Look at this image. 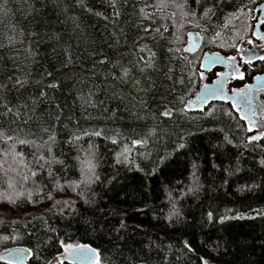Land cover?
<instances>
[{"label": "trees", "instance_id": "16d2710c", "mask_svg": "<svg viewBox=\"0 0 264 264\" xmlns=\"http://www.w3.org/2000/svg\"><path fill=\"white\" fill-rule=\"evenodd\" d=\"M241 4L0 0V253L72 264L64 242L100 264H264V135L228 101L189 107L202 44H177L179 17L222 37Z\"/></svg>", "mask_w": 264, "mask_h": 264}, {"label": "water", "instance_id": "95a60500", "mask_svg": "<svg viewBox=\"0 0 264 264\" xmlns=\"http://www.w3.org/2000/svg\"><path fill=\"white\" fill-rule=\"evenodd\" d=\"M258 9L260 10V21L264 19V2H262ZM259 29V27L257 26ZM260 32H258L259 34ZM192 48L195 47L194 36H191ZM231 59L217 51L207 50L202 60V69L205 72H211L215 68H222L224 72L219 75L216 80L212 82H204L196 93L195 97L189 103L190 108H200L211 101L225 100L230 103H236L240 109L242 116L250 125H254L257 120L255 118V109L253 103L254 92L264 91V73L259 74L254 78L253 82L245 90L241 97L239 94L229 92L227 90V83L229 79V66ZM89 248H94L88 245ZM98 252V251H97ZM0 259L12 264H31V252L24 247H12L0 253ZM60 261H66L72 264H95V254L89 253L85 250L83 257L76 255H62L59 257ZM50 264H56L52 262ZM213 264H228L215 262Z\"/></svg>", "mask_w": 264, "mask_h": 264}, {"label": "rangeland", "instance_id": "374dc122", "mask_svg": "<svg viewBox=\"0 0 264 264\" xmlns=\"http://www.w3.org/2000/svg\"><path fill=\"white\" fill-rule=\"evenodd\" d=\"M241 1V8L235 12L230 18H228L225 23L227 24V30L224 33V36L221 37V35H213L207 36L204 30V23H199L193 20L184 22L183 17L177 20L176 22V31H178V39H177V44L179 45L180 49L186 50L188 52H191L190 49H192V46L190 45V34H195L194 36V44L195 47L198 45V42H201L202 46L200 47V55L202 58L204 57L203 54L207 50H212V51H218L220 53H223L227 55V57H235L239 55V47L243 46L246 44L247 38L252 34L254 27H255V11H257V4L255 8H253V4L248 5V2H256V0H238ZM261 2V1H260ZM263 2V1H262ZM174 5H170L168 3L163 4L162 7L159 10L164 11V9H169L168 11L171 10L173 13V8ZM248 7V8H247ZM179 6H176L174 8V12L177 13L176 11L179 10ZM175 15L174 14V20H175ZM173 17V16H172ZM172 18H170L171 20ZM179 21H182L183 23L179 24ZM179 24V26H178ZM183 26V28H182ZM206 35V36H205ZM241 40H243V43H240ZM205 41H207V44H204ZM212 42L214 46L209 47L208 43ZM191 44H193L192 39H191ZM241 44V45H240ZM260 44L262 45V50L258 49L255 50L254 48L247 50L248 52L245 53L243 51L241 53L243 59H246L248 55L253 53L252 57H256V55L259 56H264V38L260 41ZM207 73V72H206ZM204 80V78H203ZM201 81V85H202ZM199 86V88L201 87ZM198 88V89H199ZM198 91V90H197ZM191 99V98H190ZM188 99V101L190 100ZM261 100L263 103L259 104V114L256 115V120L257 122L254 125H250L248 129L250 130V137L254 136H261V133H264V95L261 97ZM231 110H233L230 107ZM67 254V253H65ZM64 254V255H65Z\"/></svg>", "mask_w": 264, "mask_h": 264}, {"label": "flooded vegetation", "instance_id": "af4514ba", "mask_svg": "<svg viewBox=\"0 0 264 264\" xmlns=\"http://www.w3.org/2000/svg\"><path fill=\"white\" fill-rule=\"evenodd\" d=\"M254 15H255L254 17L255 27H254L252 34L247 38L246 44L239 47V50H238L239 55L235 56L234 60L231 59V64L229 66V79L227 83V90L229 92H233L232 91L233 89H245L246 90L245 86H250V84L253 82L255 77H257L261 73H264V69L262 70L253 69L256 71L255 74L253 71L251 72L252 70L251 68L252 67L254 68L255 64L260 65L261 63L264 62V56L256 55V57H252L253 53H251L250 55L246 57V59H243L241 55L243 51H245L246 53L248 52L247 50L252 49V48H254L255 50H258V49L262 50L263 48L262 45L260 44V41L262 40V38H264V19L260 21L257 11H255ZM257 26L259 27V29L257 28ZM258 32L260 33L258 34ZM213 71H215L216 73L215 78L210 81L207 75ZM211 72L206 73L203 71V74H206V76H204L203 83L212 82L216 80L217 77L224 72V69L215 68ZM241 73L243 74L242 79L240 78ZM250 76L252 77L251 81L248 80ZM263 95H264V91L254 92L253 94L255 118H256V115L259 114V104L263 103V101L261 100V97H263Z\"/></svg>", "mask_w": 264, "mask_h": 264}, {"label": "snow or ice", "instance_id": "6c2138e0", "mask_svg": "<svg viewBox=\"0 0 264 264\" xmlns=\"http://www.w3.org/2000/svg\"><path fill=\"white\" fill-rule=\"evenodd\" d=\"M195 2L197 4H199L200 0H195ZM211 10L210 9H207L206 10V13L207 12H210ZM192 15H195V13L193 12ZM191 35V34H190ZM229 59H235V57H230ZM222 75V74H221ZM201 76L203 77V73H201ZM240 78L242 79L243 78V74L241 73L240 74ZM16 84H20L21 86H23L22 82L17 79L16 80ZM246 88L248 86H245ZM234 93H237L239 94L241 97L244 95L245 93V89H233L232 90ZM189 103H191V101H189ZM232 107L233 108H236L237 111H239L240 109L237 107V104L234 102L232 104ZM162 115L164 116H171L172 115V111L169 110V109H165V111L162 113ZM95 135H100V133H95ZM260 135H264V133H261ZM6 140H11L12 137L11 136H5L4 137ZM260 136H254V137H250L249 139L250 140H253V139H259ZM51 139V138H50ZM143 141H135L134 143H142ZM230 142V141H229ZM20 143H25L24 141H20ZM181 147H183V145H181ZM49 151H51V149H49ZM43 158V157H41ZM90 163V162H89ZM262 164H264V161H261ZM91 170V169H90ZM26 178V177H25ZM198 185H197V188H190L189 189V192H195L197 189H198ZM83 193H81V196L83 198ZM94 195V194H93ZM94 201L90 200V199H84V203L85 204H91L93 203ZM177 217H178V220L177 222H179V213H177ZM208 218L211 219L212 218V213L209 212L208 213ZM227 217H222L221 219H226ZM62 243V247L65 249V252L68 254V255H73V253H76V255L78 256H81L83 257V255L85 254V250H87L89 253L91 254H95V264H100V258H99V253L97 252V250L95 248H89L88 245H81V244H76V245H73L71 243H64V242H61ZM185 247H188L189 250L191 251V248L190 246L185 243ZM200 260H201V264H210L209 260L205 259L204 257H200Z\"/></svg>", "mask_w": 264, "mask_h": 264}, {"label": "bare ground", "instance_id": "6f19581e", "mask_svg": "<svg viewBox=\"0 0 264 264\" xmlns=\"http://www.w3.org/2000/svg\"><path fill=\"white\" fill-rule=\"evenodd\" d=\"M263 2H264V1H263ZM261 3H262V2H261ZM261 3H260V4H261ZM260 4H259V5H260ZM259 5L257 6V14H258V15H259V13H260V10L258 9ZM262 20H263V19H262ZM204 54H205V53H204ZM202 60H203V59H202ZM240 113H241V112H240ZM87 177H88V176H87Z\"/></svg>", "mask_w": 264, "mask_h": 264}]
</instances>
